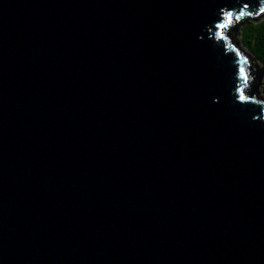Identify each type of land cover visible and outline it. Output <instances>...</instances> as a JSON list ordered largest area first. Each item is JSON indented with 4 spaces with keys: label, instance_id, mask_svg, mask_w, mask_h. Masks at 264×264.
I'll use <instances>...</instances> for the list:
<instances>
[{
    "label": "water",
    "instance_id": "95a60500",
    "mask_svg": "<svg viewBox=\"0 0 264 264\" xmlns=\"http://www.w3.org/2000/svg\"><path fill=\"white\" fill-rule=\"evenodd\" d=\"M262 9L0 0V264H264Z\"/></svg>",
    "mask_w": 264,
    "mask_h": 264
},
{
    "label": "trees",
    "instance_id": "16d2710c",
    "mask_svg": "<svg viewBox=\"0 0 264 264\" xmlns=\"http://www.w3.org/2000/svg\"><path fill=\"white\" fill-rule=\"evenodd\" d=\"M229 29L231 32H237L241 37V46L247 51L248 55L252 54L255 58V61L259 62L260 66L264 68V14L261 15V18L247 17L244 16L243 19L238 22H233L231 25L225 24V28ZM223 34L227 35L228 40H232L230 37L231 33H228L227 30L223 31ZM251 58V56L249 55ZM253 74L258 80L260 76V70L256 65L253 66ZM256 80V81H257ZM257 89L260 87L261 78L258 80ZM262 87V86H261ZM264 94V87H263Z\"/></svg>",
    "mask_w": 264,
    "mask_h": 264
},
{
    "label": "snow or ice",
    "instance_id": "6c2138e0",
    "mask_svg": "<svg viewBox=\"0 0 264 264\" xmlns=\"http://www.w3.org/2000/svg\"><path fill=\"white\" fill-rule=\"evenodd\" d=\"M262 11H264V9H262ZM240 15L241 16H243L244 15V13L243 12H241L240 13ZM249 15H253L252 13H249ZM231 19H232V17L231 16H229V22H231ZM237 19H239V17H237ZM242 99H243V97H241Z\"/></svg>",
    "mask_w": 264,
    "mask_h": 264
},
{
    "label": "rangeland",
    "instance_id": "374dc122",
    "mask_svg": "<svg viewBox=\"0 0 264 264\" xmlns=\"http://www.w3.org/2000/svg\"><path fill=\"white\" fill-rule=\"evenodd\" d=\"M238 35H239V34H238ZM259 66H260V64H259ZM260 67H261V66H260ZM263 87H264V86H262V93H263Z\"/></svg>",
    "mask_w": 264,
    "mask_h": 264
}]
</instances>
